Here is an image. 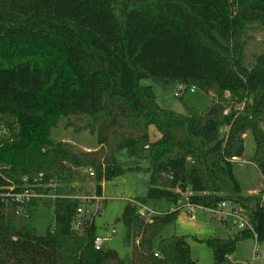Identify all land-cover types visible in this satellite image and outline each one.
<instances>
[{
  "label": "trees",
  "instance_id": "trees-1",
  "mask_svg": "<svg viewBox=\"0 0 264 264\" xmlns=\"http://www.w3.org/2000/svg\"><path fill=\"white\" fill-rule=\"evenodd\" d=\"M253 25L264 28V0H0V117L17 124L0 139V264H200L184 236L154 244L187 191L193 206L234 203L252 226L209 239L212 264H241L228 257L243 239L264 243V199L225 195L216 181L220 171L234 179L231 158L244 155L247 132L264 177V52L249 62L245 51ZM143 78L185 85L181 96L194 86L213 95L212 104L203 113L164 109ZM63 118L96 134L97 148L53 140ZM120 150L150 162L147 194L135 200L174 205L147 220L135 204L125 207L128 259L95 248L92 219L74 226L82 200L62 188L91 178L101 196L103 184L125 172ZM54 182V226L39 235L29 223L37 198L5 194H45Z\"/></svg>",
  "mask_w": 264,
  "mask_h": 264
},
{
  "label": "rangeland",
  "instance_id": "rangeland-1",
  "mask_svg": "<svg viewBox=\"0 0 264 264\" xmlns=\"http://www.w3.org/2000/svg\"><path fill=\"white\" fill-rule=\"evenodd\" d=\"M245 51L249 62L254 55L264 52V28L253 25L249 29ZM140 82L142 85L151 87L158 104L167 110L186 113L187 107H190L203 113L212 104L213 95L198 88L195 92L188 90L181 96L182 93L177 90V87L165 88L152 78H143ZM16 130L17 124L13 117H0V139L11 138ZM50 137L55 141L72 143L75 151L94 150L98 146L96 134L88 130L75 131L67 126L66 118L52 129ZM244 142V155L238 158V161H232L234 179L225 171H220L216 174V181L225 195L260 196L264 199V177L252 161L255 143L250 132L245 134ZM116 158L125 168V172L122 176L105 182L101 196H96L95 183L91 178L77 183L74 187L70 185L62 188L65 193H71L82 200L81 206L84 208L82 217L94 221L96 236L105 239L103 246L116 250L122 258L128 259L132 255L133 243H128L126 240L127 227L121 218L125 207L130 203L128 199L146 196L151 179L148 171L150 162L146 158L130 156L126 150L118 151ZM217 158V155L210 156L208 163L211 164ZM236 184L239 187L238 191L235 188ZM188 194L187 191L183 195L181 212L176 221L161 232L154 244L157 245L160 237L184 236L190 245L192 258L200 264H212L214 252L208 240L234 238L242 231L239 227V219L231 215L236 205L228 202L224 208L221 207L225 214H214L206 209L193 210L187 205ZM54 202L55 199L49 196L36 199L29 223L36 228L39 235H45L48 229L54 226ZM144 205L147 207L149 218L174 208L172 203L165 200H147ZM228 260L241 264H264V243L257 242L253 236L243 239L237 244Z\"/></svg>",
  "mask_w": 264,
  "mask_h": 264
},
{
  "label": "built area",
  "instance_id": "built-area-1",
  "mask_svg": "<svg viewBox=\"0 0 264 264\" xmlns=\"http://www.w3.org/2000/svg\"><path fill=\"white\" fill-rule=\"evenodd\" d=\"M185 89H186L185 85H179L178 88H177V90L180 93H182ZM189 90L191 92H195L196 88L193 86ZM231 160L232 161H238V157H232ZM91 174H92V171H91ZM56 186H57V182H54L53 185H52V189L48 193H45V194H39L35 190L27 188V189H25L22 192H8L5 195L14 198L15 201H18V202H23L25 200H29L30 198H38V197H44V196H49V197H52V198L56 199L58 197V194L56 192ZM10 190L13 191L14 187H11ZM128 200H129V202H131V203H133V204H135L137 206V212H138V214H139V216L141 218L146 219V220L149 219V213H148L147 207L144 204H141V203L137 202L135 199H128ZM227 203L228 202H222L220 204V206H219L220 208L218 207L216 209L205 208V207H202V206H193V205H190V204H187V205L193 210L206 209L208 211H211L214 214H216V213L225 214L223 209H221V207L224 208L227 205ZM77 212H78V218L75 220L74 226L76 228H80V226L82 225V222H83L82 216L84 214V208L82 206H80L78 208ZM231 215H235L239 219V227L241 229H246V228L252 229V226L249 223L248 219L246 217H244V216L239 215L236 212L235 208L233 209ZM104 240L105 239L103 237L96 236L95 241H94L95 248L96 249L102 248ZM255 251H256L257 254H259L257 252V249H255Z\"/></svg>",
  "mask_w": 264,
  "mask_h": 264
},
{
  "label": "water",
  "instance_id": "water-1",
  "mask_svg": "<svg viewBox=\"0 0 264 264\" xmlns=\"http://www.w3.org/2000/svg\"><path fill=\"white\" fill-rule=\"evenodd\" d=\"M148 148V146L146 145V146H144V149H147Z\"/></svg>",
  "mask_w": 264,
  "mask_h": 264
},
{
  "label": "crops",
  "instance_id": "crops-1",
  "mask_svg": "<svg viewBox=\"0 0 264 264\" xmlns=\"http://www.w3.org/2000/svg\"><path fill=\"white\" fill-rule=\"evenodd\" d=\"M88 151V150H87ZM103 187H104V184H103Z\"/></svg>",
  "mask_w": 264,
  "mask_h": 264
}]
</instances>
